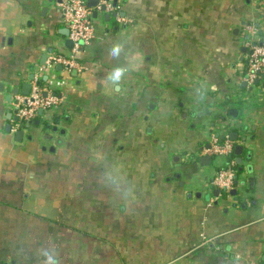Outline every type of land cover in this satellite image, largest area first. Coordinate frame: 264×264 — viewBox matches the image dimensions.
<instances>
[{"label": "crops", "instance_id": "crops-1", "mask_svg": "<svg viewBox=\"0 0 264 264\" xmlns=\"http://www.w3.org/2000/svg\"><path fill=\"white\" fill-rule=\"evenodd\" d=\"M108 5L77 70L49 63L73 46L56 0H0V264H264V76L247 65L264 0ZM34 83L58 104L20 129ZM226 133L228 193L206 152Z\"/></svg>", "mask_w": 264, "mask_h": 264}, {"label": "built area", "instance_id": "built-area-1", "mask_svg": "<svg viewBox=\"0 0 264 264\" xmlns=\"http://www.w3.org/2000/svg\"><path fill=\"white\" fill-rule=\"evenodd\" d=\"M97 1L96 9L98 11L105 12L110 9L105 0ZM56 6L73 46L67 56H52L49 63L61 64L67 69L81 70L82 67L77 61L76 55L90 44L94 36L87 0H56ZM102 6H104V11L101 10ZM247 65L249 81H253L259 75L264 76V31L262 36H259L250 47ZM57 104L58 99L55 95L34 83L28 95H16L14 98L16 127L20 129L28 127L40 113L51 112ZM232 150L233 143L228 133L224 134L221 139L212 137L210 147L206 150L213 160V175L209 183L212 187L225 191V193L232 190L236 174L233 170L234 163L230 159Z\"/></svg>", "mask_w": 264, "mask_h": 264}, {"label": "water", "instance_id": "water-1", "mask_svg": "<svg viewBox=\"0 0 264 264\" xmlns=\"http://www.w3.org/2000/svg\"><path fill=\"white\" fill-rule=\"evenodd\" d=\"M105 2H109V0H105ZM98 5V1L97 0H87V6L90 8V7H96ZM101 10L102 11H104V6H102L101 7ZM67 32L65 33V35H67L68 36V30H66ZM30 85L29 84H27V85H25L24 86V88H25V90L22 92V95L23 96H26V95H28L29 94V92H30ZM22 131H18V132H16V134H15V136H16V140L17 141H20L21 139H22ZM236 150L237 151H240V148L239 147H237L236 148ZM205 159H207V160H209L208 158H205Z\"/></svg>", "mask_w": 264, "mask_h": 264}, {"label": "clouds", "instance_id": "clouds-1", "mask_svg": "<svg viewBox=\"0 0 264 264\" xmlns=\"http://www.w3.org/2000/svg\"><path fill=\"white\" fill-rule=\"evenodd\" d=\"M112 52H113V55H117L119 53V48H113ZM120 75H121V70L117 69L113 75V79L118 80Z\"/></svg>", "mask_w": 264, "mask_h": 264}, {"label": "trees", "instance_id": "trees-1", "mask_svg": "<svg viewBox=\"0 0 264 264\" xmlns=\"http://www.w3.org/2000/svg\"><path fill=\"white\" fill-rule=\"evenodd\" d=\"M259 36H262V33H260V34H258ZM261 76V75H260ZM262 79V78H261ZM42 114V113H41ZM41 117V115H38L37 117H36V119H39ZM35 119V120H36ZM34 122V121H33ZM33 122L31 123V124H33ZM233 170H236V168H235V165L233 166Z\"/></svg>", "mask_w": 264, "mask_h": 264}]
</instances>
